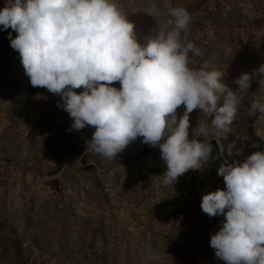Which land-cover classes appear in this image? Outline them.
Masks as SVG:
<instances>
[{"label": "rangeland", "instance_id": "obj_1", "mask_svg": "<svg viewBox=\"0 0 264 264\" xmlns=\"http://www.w3.org/2000/svg\"><path fill=\"white\" fill-rule=\"evenodd\" d=\"M118 3L141 44L165 24L169 7H185L192 16L187 38L205 52L191 66L227 71L233 88V78L264 63V0ZM9 32L0 26V264H223L209 241L224 217L204 214L201 197L224 188L217 175L223 160L264 150V121L249 116L264 89L253 82L230 132L207 138L212 160L174 189L164 187L160 150L140 138L113 159L86 151L94 127L68 131V113L58 97L31 86ZM201 122L211 127V118L194 110L191 128Z\"/></svg>", "mask_w": 264, "mask_h": 264}, {"label": "clouds", "instance_id": "obj_2", "mask_svg": "<svg viewBox=\"0 0 264 264\" xmlns=\"http://www.w3.org/2000/svg\"><path fill=\"white\" fill-rule=\"evenodd\" d=\"M166 15L144 44L118 0H5L0 26L16 33L8 39L31 86L59 98L57 107L72 121L68 131L94 127L86 151L113 159L140 138L159 148L162 184L174 189L181 176L212 160L207 138L230 132L252 83L264 89V63L233 78V88L225 82L227 71L191 66L205 52L187 38L189 11L172 6ZM194 110L210 117L211 127L191 128ZM249 116L264 121V99L250 103ZM217 175L224 188L202 194L200 205L208 217H224L210 236L215 259L264 264V150L223 160Z\"/></svg>", "mask_w": 264, "mask_h": 264}, {"label": "trees", "instance_id": "obj_3", "mask_svg": "<svg viewBox=\"0 0 264 264\" xmlns=\"http://www.w3.org/2000/svg\"><path fill=\"white\" fill-rule=\"evenodd\" d=\"M213 145L215 146V143H213Z\"/></svg>", "mask_w": 264, "mask_h": 264}]
</instances>
